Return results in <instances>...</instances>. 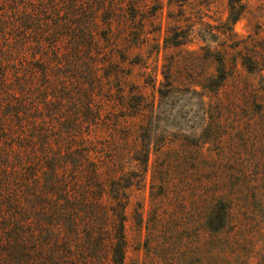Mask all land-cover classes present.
Masks as SVG:
<instances>
[{
  "label": "rangeland",
  "instance_id": "rangeland-1",
  "mask_svg": "<svg viewBox=\"0 0 264 264\" xmlns=\"http://www.w3.org/2000/svg\"><path fill=\"white\" fill-rule=\"evenodd\" d=\"M89 4L113 127L92 139L133 182L124 264H264V0Z\"/></svg>",
  "mask_w": 264,
  "mask_h": 264
},
{
  "label": "trees",
  "instance_id": "trees-1",
  "mask_svg": "<svg viewBox=\"0 0 264 264\" xmlns=\"http://www.w3.org/2000/svg\"><path fill=\"white\" fill-rule=\"evenodd\" d=\"M90 2L0 0V264L125 263L133 182L92 139L113 127L83 53Z\"/></svg>",
  "mask_w": 264,
  "mask_h": 264
}]
</instances>
